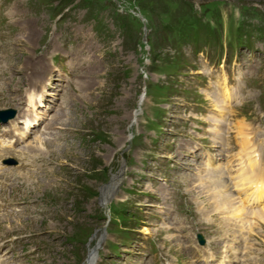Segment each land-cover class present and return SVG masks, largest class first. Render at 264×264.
Returning <instances> with one entry per match:
<instances>
[{"label":"rangeland","instance_id":"1","mask_svg":"<svg viewBox=\"0 0 264 264\" xmlns=\"http://www.w3.org/2000/svg\"><path fill=\"white\" fill-rule=\"evenodd\" d=\"M104 1L128 18L131 33L126 44L118 50L121 52L117 54L105 50V47L110 44L108 40L99 35L94 36L93 46H89L88 49L91 52H96L97 56H102L103 61L79 77L81 81L76 85L71 99L68 98L70 112L68 120L65 121L68 129L67 137L73 141L65 146L63 144L62 147L55 143L48 145L53 150L57 149L60 162H57V167H48V169L53 168L52 181L50 185L38 189L36 195L43 196L44 194V197H48L51 194L54 198L59 194L55 205L63 212L57 215V219L61 221V216H65L73 226L68 225L64 230H58L52 237V243L43 239L39 240L37 245L42 247L44 252L50 253L55 248V244L60 247L63 244L69 248L72 245L68 242L69 235L74 230L78 231L79 227L87 222L104 224L103 219H91L101 215L104 211L98 196H96V190L108 180L99 172V169L102 168L108 175L116 172L121 158L125 154L122 148L127 144L131 131L139 133V135L135 137L131 151L132 168L129 169L126 182L118 191V196L129 195L127 193L133 191L132 178L135 177L133 173L139 166L140 173H149V170L154 176L163 175L171 180L172 172L168 169L171 167V163L184 164L187 162L179 151L180 142L176 139L173 129L170 130V126H174V123H177L185 112L184 108L177 110L178 107L175 106L177 103L175 90L161 104L164 110V115L161 118V134L172 137L168 140L166 159L159 161L160 154H158L155 162H150L152 155L145 150V148L154 150V147H150V145L153 144L154 133L159 130L145 125L144 120L150 114L148 102L144 105V116H139L138 124L132 125L134 109L138 108L137 95L141 82L135 73L139 72L140 66H144V63H141L143 56H150L155 51H160V54L153 58L156 60L155 64L158 58L180 56L183 60L181 83L187 79L193 85L195 84L194 77H196L195 80H199L197 77H206V68L217 79H221L225 75L227 84H231V75L236 72V68L242 66L243 61L252 59V56L256 55L242 47H235L231 56L227 58L224 69L219 68L216 59L218 46L213 48L215 50L202 49L200 55L195 52L189 54V48L186 47L188 57L180 47V43H172L171 38L174 37L170 35L176 34V31L163 32L161 22L164 20V12L178 6L175 10H180V14H183L189 11L186 8L191 7L192 12L198 15L202 13L199 4L212 3L218 5V12L223 19L227 13L229 16L231 11L236 15L238 9L245 15L264 16V0ZM197 25L199 28H205L200 20L197 21ZM18 26L20 28L18 37L22 44L16 52V58L17 61H21L26 54H32L36 46L33 37L24 29L26 22L19 20ZM111 61L114 63L113 66H111ZM151 69H154V66ZM151 75L154 76L153 73ZM14 77L15 80L19 79L18 75ZM206 79L209 80V78ZM156 80L157 84L165 85L168 77L161 76ZM175 89L177 88L175 87ZM51 124L53 123L51 122ZM165 142L164 139L161 140V144L158 146L159 151H164ZM64 165L67 168H63ZM155 167L157 168L155 169ZM144 185L134 187L148 190ZM153 185L158 192L165 189L161 182H153ZM128 197L130 198L131 195ZM16 221L19 222L18 219ZM8 224L11 227L10 225L13 223L9 221ZM142 233H144L143 228H141Z\"/></svg>","mask_w":264,"mask_h":264},{"label":"bare ground","instance_id":"2","mask_svg":"<svg viewBox=\"0 0 264 264\" xmlns=\"http://www.w3.org/2000/svg\"><path fill=\"white\" fill-rule=\"evenodd\" d=\"M221 84L223 85V86H225L226 85V82H225V79L224 78H222L221 79ZM30 176L31 177H33V178H36V184H38L39 183V176H38V172H35V171H32L31 172V174H30ZM117 177H115V176H113L112 177V182L110 183V184H108V185H106V186H104L103 188H102V191H104V197L107 195V193L108 192H110L111 191V189H112V187H113V185L116 183V181H117ZM198 181H200L201 179H197ZM18 219L20 222L22 221V217H20V213H10V214H8L7 215V217L5 218V219H1L0 220V224L2 223V222H6V223H8L9 221L11 222V223H19V222H17L16 220Z\"/></svg>","mask_w":264,"mask_h":264}]
</instances>
